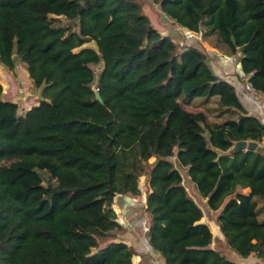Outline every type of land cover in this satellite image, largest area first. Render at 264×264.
I'll return each instance as SVG.
<instances>
[{"label":"trees","instance_id":"trees-1","mask_svg":"<svg viewBox=\"0 0 264 264\" xmlns=\"http://www.w3.org/2000/svg\"><path fill=\"white\" fill-rule=\"evenodd\" d=\"M152 1L186 30L217 34L264 93V0ZM16 59L41 98L19 110L0 83V264H132L112 204L139 194L142 174L163 264H238L211 246L177 164L218 209L228 246L264 257V154L233 149L264 143V122L203 48L161 33L138 0H0V63Z\"/></svg>","mask_w":264,"mask_h":264},{"label":"crops","instance_id":"crops-1","mask_svg":"<svg viewBox=\"0 0 264 264\" xmlns=\"http://www.w3.org/2000/svg\"><path fill=\"white\" fill-rule=\"evenodd\" d=\"M180 32H184V43L185 44H195L203 48L206 52V59L209 65L212 67L214 72L229 81L235 88L242 104L247 109L248 113L257 115L264 122V93L257 91L253 88L247 87V77L241 71L239 65V54L228 52L227 47L217 38L215 34L205 35L202 31H192L186 30L185 28L179 26ZM186 34H189L187 36ZM241 71V73H239ZM9 99V98H8ZM15 101V100H14ZM23 107V106H22ZM25 108H22V110ZM203 109L201 106L194 108V110ZM258 145L264 147V143L258 142ZM192 188L197 197H200V202L207 205L206 198H203L196 191L194 182H192L188 177ZM184 183V181H183ZM185 185V183H184ZM247 191V188L243 189ZM143 202L145 206V192H144ZM119 196V197H118ZM130 196L126 193H116L114 196L113 207L117 212L115 207V200L126 199ZM261 206L260 217L264 218V203L259 202ZM208 206V205H207ZM212 213H203L201 221L206 222L212 231V241L211 246L213 248L219 249L224 253V255L238 264H264V257H259L254 253H250L247 256H240L226 243L222 233L220 232L219 225L216 219L217 210H212ZM122 225L125 227L124 223ZM133 227V226H132ZM146 228L139 229L138 227L131 228L133 230H128L126 234L119 238L130 244L135 249V253L132 255V264H163L162 256L154 251L147 241ZM142 230V231H141ZM141 232V235L137 236Z\"/></svg>","mask_w":264,"mask_h":264},{"label":"rangeland","instance_id":"rangeland-1","mask_svg":"<svg viewBox=\"0 0 264 264\" xmlns=\"http://www.w3.org/2000/svg\"><path fill=\"white\" fill-rule=\"evenodd\" d=\"M141 4V10L146 13L150 19V22L163 34H168L174 40L179 43H184L185 33L180 32L179 25L173 21L165 12H163L157 3L152 0H138ZM69 20L64 18L62 15L60 16V21L58 23L67 24ZM72 22V21H71ZM70 22V23H71ZM74 25V24H73ZM75 27V26H74ZM217 36V34H215ZM218 38V36H217ZM222 42V41H221ZM92 43V42H90ZM228 49V52L233 55L228 47V45L222 42ZM93 68L97 73L100 69V64H93ZM0 83L2 85L3 97L15 100L19 105V110L22 108H27L30 105L37 103L41 98V87H36L29 77L27 69L24 63L20 59H16L15 66L13 69H7L0 63ZM186 108L190 110H194L196 106L183 104ZM23 106V107H22ZM149 161H153V157L149 159ZM182 175L183 181L185 183L186 188L189 193L193 195L200 206L203 209L204 213H212L211 209L200 202V197H197L195 192L193 191L190 181L187 179L186 167H183L177 164ZM45 180L47 179V174L43 173ZM146 175L142 174L139 176V184H140V193L134 196H130L126 199H116L115 207L117 209V218L120 223H124L125 230L116 229L115 236L117 238H122L126 232L131 228L138 227L139 229H144L147 227L148 217L149 215L144 210V192L146 190ZM130 195V194H129ZM119 197V196H118ZM218 213V209H217ZM133 226V227H132ZM142 231V230H141ZM141 235V232L137 234V236Z\"/></svg>","mask_w":264,"mask_h":264},{"label":"water","instance_id":"water-1","mask_svg":"<svg viewBox=\"0 0 264 264\" xmlns=\"http://www.w3.org/2000/svg\"><path fill=\"white\" fill-rule=\"evenodd\" d=\"M96 98L101 102L102 101V98L99 94L98 91H96ZM236 148H251V149H256L258 151H260L261 153L264 154V147L263 146H260L258 145L257 141H254V140H246V139H240V140H237L234 142V145H233V149H236Z\"/></svg>","mask_w":264,"mask_h":264},{"label":"built area","instance_id":"built-area-1","mask_svg":"<svg viewBox=\"0 0 264 264\" xmlns=\"http://www.w3.org/2000/svg\"><path fill=\"white\" fill-rule=\"evenodd\" d=\"M186 35L189 36V34H186ZM239 65H240V63H239ZM239 73H241V71ZM246 85L248 88H252L249 83H247ZM94 89L97 90L98 87L96 85H94Z\"/></svg>","mask_w":264,"mask_h":264}]
</instances>
